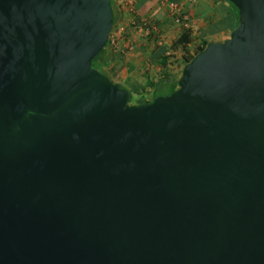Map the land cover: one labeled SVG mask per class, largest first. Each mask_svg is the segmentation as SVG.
I'll list each match as a JSON object with an SVG mask.
<instances>
[{
	"label": "water",
	"instance_id": "95a60500",
	"mask_svg": "<svg viewBox=\"0 0 264 264\" xmlns=\"http://www.w3.org/2000/svg\"><path fill=\"white\" fill-rule=\"evenodd\" d=\"M149 103L91 66L110 0H0V264H264V0Z\"/></svg>",
	"mask_w": 264,
	"mask_h": 264
},
{
	"label": "crops",
	"instance_id": "0c3cea01",
	"mask_svg": "<svg viewBox=\"0 0 264 264\" xmlns=\"http://www.w3.org/2000/svg\"><path fill=\"white\" fill-rule=\"evenodd\" d=\"M192 19L189 30L191 41H224L236 21V10L228 0H175ZM140 15H148L159 22V33L150 38L138 32L131 33V49L113 53L104 67L109 78L136 96L135 101L150 99L168 84L176 83L179 75L180 53L176 62L165 58L166 52L174 53L170 45L179 38L182 27L168 21L159 6V0H136ZM155 38V39H154ZM134 101V102H135Z\"/></svg>",
	"mask_w": 264,
	"mask_h": 264
},
{
	"label": "built area",
	"instance_id": "2783aa9c",
	"mask_svg": "<svg viewBox=\"0 0 264 264\" xmlns=\"http://www.w3.org/2000/svg\"><path fill=\"white\" fill-rule=\"evenodd\" d=\"M110 2L115 15L107 39L111 54L122 53L132 48V32L141 33L145 37L156 36L159 33L160 26L157 19L148 15H140L135 7L136 0H110ZM159 6L163 10L164 17L172 24L182 28L191 27L190 15L178 2L159 0ZM170 54L166 52V55Z\"/></svg>",
	"mask_w": 264,
	"mask_h": 264
},
{
	"label": "trees",
	"instance_id": "16d2710c",
	"mask_svg": "<svg viewBox=\"0 0 264 264\" xmlns=\"http://www.w3.org/2000/svg\"><path fill=\"white\" fill-rule=\"evenodd\" d=\"M171 1H175V0H171ZM231 6L236 10V8L232 4H231ZM111 7H112V12H113V5L112 4H111ZM135 7H137V2H136ZM237 19H238V13L236 10V21H235L233 27L236 25ZM114 20H115V15L113 12V22H114ZM152 37H154V36H152V35L149 36L148 40H150V38H152ZM190 41H191V39L189 36L188 28H183V30L181 31V33L179 35V38L176 39L171 44V48L173 49V52H176L179 50L181 51V52H179L180 53L179 61L181 60L180 64L182 65V67H184L196 54L201 52L205 48V46L209 43L207 41H203L201 43H196V42L194 43V42H190ZM110 56H111V52L109 51L108 44L106 43V45L102 48V50L98 54H96L94 56V58L91 60V66L98 69L99 71L105 73L104 67L110 62ZM164 56H165L164 59L172 57L173 60L174 59L178 60V57H175L176 55L173 56V53L170 55H164ZM166 84H167L166 88H164L162 90L158 89V91H156V93L150 99L140 100L137 103H149L155 97H157L159 95H169L170 93H172L177 88V82L172 83V84H168L166 82Z\"/></svg>",
	"mask_w": 264,
	"mask_h": 264
},
{
	"label": "rangeland",
	"instance_id": "374dc122",
	"mask_svg": "<svg viewBox=\"0 0 264 264\" xmlns=\"http://www.w3.org/2000/svg\"><path fill=\"white\" fill-rule=\"evenodd\" d=\"M170 48H171V45H170ZM172 49V48H171ZM179 52H181L180 50L179 51H176V52H174L173 53V56L174 55H176V53H178L179 54ZM172 56V55H171ZM175 60V61H174ZM173 61L174 62H176L177 60L176 59H174ZM182 66H178L177 65V73H178V75L180 76V74H181V70H182ZM105 70V72H107V70L106 69H104ZM135 98H136V96H133V94H130V101H129V103L131 104V103H137L136 101H135ZM135 101V102H134Z\"/></svg>",
	"mask_w": 264,
	"mask_h": 264
}]
</instances>
